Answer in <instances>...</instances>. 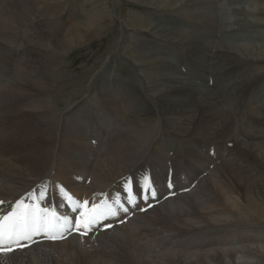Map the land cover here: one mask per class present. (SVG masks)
I'll use <instances>...</instances> for the list:
<instances>
[{
  "label": "bare ground",
  "instance_id": "1",
  "mask_svg": "<svg viewBox=\"0 0 264 264\" xmlns=\"http://www.w3.org/2000/svg\"><path fill=\"white\" fill-rule=\"evenodd\" d=\"M37 1L15 0L16 13L25 19L15 36L7 22L18 17L10 14L9 5L14 1L0 6V201L5 202L0 205V216L21 197L25 203H39L38 193L31 198L27 194L44 183L49 186L46 195L51 206L62 204L56 185L64 190L67 187L75 200H87L88 205L95 198L96 204L103 200L114 206L125 199L126 181L131 177L137 201L127 212L116 209V216L87 235L73 228L64 239L41 241L23 251L0 255V264H46L49 259L56 264H224L225 259L233 260L238 253L260 256L264 250V209L258 207L259 199L249 194H262L255 183L264 184V178L257 176L251 164L253 156L251 160L245 157V153L255 152L257 142L253 139L260 141V136L245 133L238 140L235 133L242 122L264 120V90L259 88L263 82H259L255 96L248 98L243 92L245 86L263 76H259L260 68L257 72L248 63L249 49L242 51L231 42L223 43L224 35L231 30L237 34V28H224L216 22V15L206 6L218 0H188L189 6L178 9L183 10L178 16L163 18L168 25L180 22L178 27L153 25L150 30L159 37L158 53L147 50L140 40L137 43L143 49L130 47L132 61L140 72L135 76L138 85L128 90L135 96L126 93L119 100L105 97L104 106L76 110L70 117L53 107L44 81L26 74L38 43L23 37L24 32L27 27L43 25L42 19L50 15L36 10ZM232 9L241 15L248 11ZM93 23L78 24L80 32L82 26L89 28ZM182 23L189 31L182 28ZM217 36H221L218 41ZM171 46L181 52L174 55L178 64L164 57ZM209 70L215 79L211 86L204 78ZM118 81L111 79L113 88L119 89ZM225 81L230 83L227 89L222 87ZM14 112L28 118L13 123L10 115ZM129 112H135V119L125 118ZM115 123L118 126L106 134ZM146 174L152 188L142 200L139 185ZM229 186L240 187L246 193L244 201L235 194L238 189L230 191ZM59 210L66 211L64 207ZM107 223L111 227L105 229ZM242 226L245 230L240 231L238 227Z\"/></svg>",
  "mask_w": 264,
  "mask_h": 264
},
{
  "label": "rangeland",
  "instance_id": "2",
  "mask_svg": "<svg viewBox=\"0 0 264 264\" xmlns=\"http://www.w3.org/2000/svg\"><path fill=\"white\" fill-rule=\"evenodd\" d=\"M0 1H1L0 6H3L4 3H7L12 0H0ZM13 1L14 2L12 3V5H9L10 14H13V16L16 15L18 17L15 19L9 18L7 22L9 23L8 25L12 28L10 29L14 32L13 33L11 31L12 34H14L15 36L16 31L18 32L20 28L21 29L23 28L22 26L24 25H21V24L25 21V19H23L22 16H19L20 15L19 13H16L17 6L15 5L16 4L15 0ZM244 1L238 3L237 1L231 2L229 0H218V2L216 1V3L213 4L214 7L213 6L210 7L208 5L206 7L208 8V10L210 9V11H212L214 15H216V22L219 24H222L224 28H226L227 26L231 29L237 28L235 29L237 30V34L236 33L234 34V31L232 32L231 30L230 34L224 35L223 41L225 42L223 43L227 44L231 42L235 44V46L237 45L240 46L239 49L240 50L242 49V51L243 49L244 51H248L249 49L248 52L251 53V55L249 56L250 59L248 60V63L257 72L262 71V73H259V76H263L262 78H264V74H263L264 73V57H263L264 55L262 56V54H264V50H263L264 49V0H244ZM185 5H188V0H39L35 2L36 10L39 11L40 14H50V15L49 17L45 16V18L42 19L43 21L45 20L44 21L45 23H43V25H39L40 27L39 26L27 27L30 22L26 25L28 30L26 29V31L24 32V34L26 33V35H23V37H26L27 39H33L32 42L36 41L39 44L38 45L35 42L37 44L36 49L37 50L40 49L38 51L35 49L36 53L32 54V57L34 58L35 56V59L31 61L33 63L30 64V66L28 67L29 69L26 70L27 71L26 74L28 75L29 78L34 79V76H37V78L40 79L39 81H44L43 83H46L49 86V93L51 94V102L53 104V107L56 108L59 112L60 111L62 113L64 112L63 114H67L68 116L72 114L73 112H75L76 110H83L85 112L88 109H93V108L97 109L100 107V105L104 106L106 103V101L104 102L105 97H109V98L113 97L119 100L120 98H122V95L124 96V94L126 93L128 96L131 94L135 96V94L132 93L133 92L132 90L131 92H128V90H129V87L134 89L135 85L136 86L138 85V83L135 80V76H136V72L137 73H140V72L137 66H135L134 64L135 62H133L134 59L132 61V55L130 54L131 50H129L130 47L134 49L136 48L143 49V47L137 43L140 40L139 42H141V44L144 47H148L146 48L147 50H149L152 53H158L161 50L156 45L157 42L159 41V37L157 38L155 34L151 33V30H150L151 27H153V25H156V26L158 25L162 28L165 26L169 28L170 27L172 28L173 26L178 27L179 24H181L180 22H177L175 20L173 25L171 24L168 25L165 22H163V18H165L166 16L171 17V15L178 16L181 12H183V10L178 11V9L182 8V6H185ZM231 7L232 8H243L246 11L247 10L248 11L246 14L241 15V14L236 13L234 9H232ZM186 12L190 13L189 11H185V13ZM50 17H53L55 19L52 20V18ZM88 21L90 23L94 22L93 25L90 26L89 28H84L82 26L83 32L82 31L80 32L81 30L79 27L80 23L81 24L86 23V22L89 23ZM244 21L245 23H243ZM76 23L77 25L74 26ZM16 26H21V27H16ZM88 26L89 25H87L86 27ZM244 27H247V28H244ZM182 28L189 31V28H186L184 24ZM75 29L77 31H75ZM19 34L20 33H17V35ZM220 38L221 36L220 37L217 36L216 40ZM39 40L42 44L39 42ZM61 40L63 41V44ZM68 40L71 44L68 42ZM51 43H52V46H51ZM45 47L46 49H43ZM48 51H49V54L47 53ZM55 52L59 57H55V58L53 57L56 55L54 54ZM37 53L39 54V56H41L42 59L38 56ZM63 53L65 54V56H62ZM134 53H136L137 55V52H134ZM177 53H181V52L178 50L176 51L172 49V46H171V48L169 47V49L167 50V54H164L165 55L164 57L170 62L178 64L177 63L178 61L176 58L177 55L174 56ZM60 55H61V58H60ZM16 56L14 57L13 63H15V61L17 60ZM42 56L47 57V58H44ZM50 57L51 59L53 58L54 59L50 60ZM43 59H47V60H43ZM36 60L37 61L39 60V61L37 62ZM23 63L25 64L27 62L25 61ZM35 66L36 68H34ZM44 69L46 72L44 71ZM30 70H33L34 72ZM182 70L186 71V69L183 67H182ZM57 71L59 73L61 72V74H59ZM47 72H50V74ZM150 72H153V71L150 70ZM28 73H30V75L31 74L33 75L30 76ZM26 74L25 76H27ZM48 74L51 76H49ZM49 77L51 78V80ZM205 77L208 78L209 86L212 85L213 80L215 82V79L212 77L211 70H209L208 73H204V78ZM54 78H55V81H54ZM262 78L260 77L257 80L258 82L253 81L254 83L253 85L251 84V86H248V85L245 86V88L243 89V92L246 91L245 92L246 97L249 98L250 96H255L258 91L257 88L259 84L262 82L263 84L260 85L259 88L261 90H264V79ZM111 79L119 80L117 82V87H119V89L117 88L115 89L112 87V85L114 84H112ZM49 81H51L52 83ZM108 81H110L111 83L109 84V86H105V84ZM50 83H51V86H50ZM229 86H230V83L228 81H225V85H223L222 87L227 89ZM254 88L256 90H254ZM1 90L2 89H0V91ZM10 116L13 117V123L14 122L17 123L19 119L28 118V116H25L24 114L19 115L16 112H14V114H11ZM128 117L130 119H135L136 117L135 112H129L125 118H128ZM95 119L98 121L99 117ZM83 123L85 124V122ZM250 125L252 126L251 128H250ZM117 126H118L117 123H115L113 126H110L109 129L106 131V134H109L111 130L116 128ZM239 128H241L242 130L241 129L239 130ZM236 129H237V132L235 133V136L239 134V136H237L238 140L242 139L245 133L246 134L249 133L250 135H255V136L258 134L260 136V141L257 139H253V140H256L254 142H257V146L254 145L256 147L255 152L249 151L248 153H245L246 154L245 157L246 158L248 157L247 159L251 160V158L249 157L253 156L251 160L252 162L251 161L250 162L253 167L255 166L254 169L258 173L257 176L260 178H264V166H262V163L264 162V160L262 159V156H264L263 155L264 146L262 145L264 144V141H263L264 137H261V135L264 136V120H261V121L251 120L247 124H244L242 122L240 123V126ZM256 129L259 130L258 131L259 133L258 132L256 133L257 131ZM96 132H97V125H96ZM87 133H89V131H87ZM250 135H247V136H250ZM250 144L253 145L252 143ZM223 153H224V149H223ZM254 159L256 162H253ZM257 162H258V165L262 168H260L257 165ZM254 163H256L257 166L254 165ZM70 173L74 174L73 172H70ZM257 183L255 184L256 186L262 189L261 190L262 194L261 192L251 191L249 195H251L253 199L256 196L255 200L259 199L258 201H260L258 207H261L264 209L263 207L264 206L263 205L264 204V184L261 181H258ZM261 184H263V186ZM64 188L66 192L70 191L67 187L64 186ZM229 189L230 191L232 189H233L232 191H236L238 189V191L234 193L235 194L239 193V196H241V200H243V198L244 199L246 198L245 196L246 193L243 192L240 187L237 188L235 186H232V187L229 186ZM240 191L243 193L244 196L240 193ZM129 215L131 216L132 213H129ZM246 223H249V222H246ZM107 224H110V223H107ZM238 229L242 231V230H245V227L244 226H242V228L238 227ZM262 230L264 231V227L262 228ZM96 232L97 230H93V233H96ZM37 243H34V244H37ZM35 253L36 254L38 253V248H36ZM261 254L260 256L258 255V256L248 257L245 255V253L244 254L238 253L237 255H235L237 257L233 258V260L225 259L224 264H231V261H232V264H249L248 261L250 260L255 261L254 264H264V250H262ZM46 264H56V263L52 259H49L48 263ZM208 264H213V263L210 262ZM214 264H217V263H214Z\"/></svg>",
  "mask_w": 264,
  "mask_h": 264
},
{
  "label": "snow or ice",
  "instance_id": "3",
  "mask_svg": "<svg viewBox=\"0 0 264 264\" xmlns=\"http://www.w3.org/2000/svg\"><path fill=\"white\" fill-rule=\"evenodd\" d=\"M131 179L129 181L130 186ZM169 188L173 187L171 180L168 184ZM58 191L63 195H68L62 186L56 185ZM141 187H147L149 190L152 188V181L149 175H145L141 178ZM49 186L47 183L39 185L37 189L33 190L27 194L29 198L38 193L39 203L36 205L26 204L24 202V197H21L19 200H16L12 207V211L8 212L7 215L0 216V255H8L15 251H23L24 247L29 245H21L20 241H27L31 238V235L44 234L51 240H56L58 237L56 235V230L63 226L64 232H70L71 229H76L77 232H80L81 228H84L83 232H80L81 235H87L88 232L92 231L93 227L99 223L95 219V216L91 217L87 222L81 223L79 218H70L66 215H61L59 213V208H62L64 205L60 204L58 206H51L48 203V192ZM152 196H155L154 191H150ZM146 198V197H145ZM5 202L0 201V205H3ZM105 201H101V204H105ZM40 204H43V207H40ZM89 204V201L85 200L83 202L78 199L75 201V206L71 207L72 212H76L78 209H81L83 205ZM100 205L95 203V198L92 202V208H98ZM124 212H127V208H123ZM143 211V209H142ZM118 213L113 210L111 211L112 216H116ZM9 217H12L10 224L7 229L5 228L4 221L8 220ZM107 219V217H105ZM105 229L110 228V224L104 225ZM64 232L60 233L59 238H64ZM5 240L11 241L12 243L17 244L19 247L14 249L10 245H5Z\"/></svg>",
  "mask_w": 264,
  "mask_h": 264
}]
</instances>
